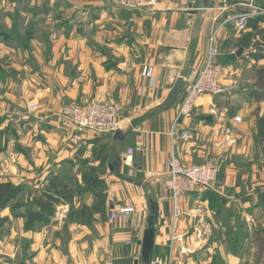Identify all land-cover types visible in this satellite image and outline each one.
Segmentation results:
<instances>
[{
	"label": "crops",
	"instance_id": "crops-1",
	"mask_svg": "<svg viewBox=\"0 0 264 264\" xmlns=\"http://www.w3.org/2000/svg\"><path fill=\"white\" fill-rule=\"evenodd\" d=\"M192 2L195 4L193 0H157V5L152 10H126L132 14L127 20L134 24V36H131L134 40L133 48L127 43L128 36L116 39L104 35L103 39L98 41L108 46L107 54L85 50L83 45L85 46L86 42L80 38L68 51L69 55L60 54V60L72 62L75 66L74 85L58 92L62 94L61 98H56L57 92L47 93L46 90L44 97L45 103L48 104L47 110L32 118L23 119L19 125L22 134L17 139L21 151L17 149L16 153L10 154L14 161L18 160L17 166L11 161L8 169L4 170L13 177L5 182L20 184L16 181L18 176H15L18 166L25 168L22 176L25 175L28 180L36 174L45 177L49 169L56 167L46 162L47 159L58 164V159L63 157L76 155L82 158L91 151H99L96 162L98 166L103 159L109 168L115 163L117 172L100 178L101 181H106L109 188L105 192V211L90 214L85 221L74 223V241L72 239L66 249L60 241H43L45 232L38 235L33 233L31 237L37 245L31 247L33 255L28 261L21 263L15 258H0L1 263L102 264L112 261L114 264H136L138 261L141 264L140 242L152 216L151 202L159 205V218L150 264L168 260L174 234V211L172 192L165 187V182L173 156L184 166L206 164L214 156L219 157L221 161L217 180L222 191L197 190L182 200L181 208L184 214L177 220L175 229V235L184 238L182 245H196L192 233L193 224L198 220L191 216L196 213V208L199 207L203 211L208 207V193L218 194L228 205L234 203L246 210L264 208V134L261 135L262 138L259 137L258 125L254 121L256 119L250 118L254 109L253 116L264 117V102H256L252 96L251 91L255 86L246 89L239 85L238 89L225 96L201 97L196 102L192 115L179 120V104L186 97V90L181 98L179 97V104L166 111L162 108L186 62L190 64V71L201 68L207 57L211 33L217 29L219 41V38H223L225 29L235 30L227 20L235 17L238 8L244 6V0L210 2L209 9L202 15L204 19L200 28L198 27L201 40L195 43L192 28L197 16L187 11L191 9ZM105 5V0H74V13L82 11L83 14H89L91 11H101ZM120 29L123 31L122 26ZM235 32L238 35L236 39H241L249 34L250 30ZM71 45L69 41V47ZM147 65L152 66L153 76L152 79L145 80L142 74ZM231 69L234 70L232 67ZM231 69L226 67L224 70L225 84L245 81L241 82L238 78L241 76L239 69L229 73L232 72ZM64 73L63 64L55 74L65 77ZM240 91L248 97L241 108L235 104L240 97ZM66 95L73 99L74 103L85 96L122 104L124 110L120 118L121 129L108 136H85L83 142L76 143L72 139L75 133L73 126L62 118L59 112L60 101L66 100ZM0 107L3 109L1 103ZM43 114H46V118L41 117ZM236 117H241L243 123L236 124L233 120ZM232 124L237 130L232 139H236L238 145L224 147L228 137L224 129ZM185 132L190 133V139L187 141L181 139ZM139 148L141 149L138 150ZM130 150H134L132 155L128 153ZM25 154H28L30 159ZM256 156L259 160H255ZM128 179L140 181L142 185L130 183ZM23 183L32 185L29 181ZM40 186L43 187V183L39 181L37 187ZM77 204L80 202L75 201L74 205ZM127 206L134 207L136 212L128 218L118 216L116 220H110L112 214ZM246 214V218L250 217ZM210 215V212L205 214L204 211L200 217L201 225L206 222L202 229L205 227L207 231L216 226V218L208 222L207 217L210 219ZM209 241L202 243L203 251L185 256L184 264H207L206 261L200 262L202 253L217 249L222 251L223 245L215 242L210 244ZM177 249L179 250V247ZM10 253L15 254L11 251ZM177 253L176 250L173 254L175 261L180 257ZM226 260L229 264H240L241 258L229 255Z\"/></svg>",
	"mask_w": 264,
	"mask_h": 264
},
{
	"label": "rangeland",
	"instance_id": "rangeland-1",
	"mask_svg": "<svg viewBox=\"0 0 264 264\" xmlns=\"http://www.w3.org/2000/svg\"><path fill=\"white\" fill-rule=\"evenodd\" d=\"M105 3V8L101 11L95 10L89 14H83L82 11L74 13V0H0V103L3 106V109L0 107V132L4 149L0 156V180L2 182L13 178L4 170L8 169L11 161L17 166L18 160L15 159L14 161L10 154L16 153L17 149L21 151L17 139L22 134L19 125L22 124L23 119L32 118L41 111L47 110L48 104L45 103L44 94L50 91L58 93L62 89H68L74 85V79H76L75 66L72 62L60 60V54L69 55L68 51L74 47L78 38L86 42L85 46L82 42L85 50L107 54L109 53L108 46L98 41L103 39L104 35L116 39L127 38L128 36L127 43L133 48L134 40L131 39V36H134L132 31L134 24L127 20L131 18L132 14L126 10L122 12L124 10L116 8L110 0H105ZM195 9L196 5L192 2L191 9L187 11L192 12ZM103 10L105 12H102ZM245 13H256L253 21L261 18L260 26L264 30V0H244V6L239 7L234 16ZM203 19L204 16H197L194 22L192 32L195 43L201 40L199 28ZM122 21L127 23L122 24ZM121 26L123 31L120 29ZM235 30L232 28L225 29L223 38L217 40L219 56L216 61L222 64L224 70L226 67L228 69L232 67L234 70L239 69L241 76H237L241 82L243 80L252 82L240 83L238 80L237 83L248 89V87L258 85L257 73L260 68L264 67V35L256 37L249 43V35L236 39L238 35ZM236 31L243 33L245 30ZM251 31L250 29V33H252ZM69 41H71V47H69ZM240 45H244L245 48H241ZM237 48L238 51H236ZM195 49L197 50V48ZM241 49L244 52L242 50V54L237 56ZM59 61L61 62L59 63ZM63 64L65 77H60L55 72ZM234 70L229 73H234ZM63 72L62 70L61 74ZM184 92L185 87L181 95ZM60 95L62 94H56V98H61ZM243 95L240 91V97L235 103L240 108L248 98ZM82 98L85 96L79 99ZM180 98L172 107L179 104ZM81 101L74 103V100L66 95V100L60 101V114L64 106L75 105ZM256 102H264V99L256 100ZM31 105H36L37 111L29 112L28 108ZM253 113H255V109L250 118L257 120L254 121L260 132L259 122L264 117L259 118L257 116V119ZM41 117L46 118V114L41 115ZM242 123L243 119L241 123L236 124ZM228 127L232 128L233 136L237 134L233 124ZM259 137L262 138L261 135ZM236 145H238L237 140ZM98 152L92 153L91 151L82 158H78L76 155L63 157L58 159V164L47 159L46 162L52 163V166L55 165L56 167L49 169L50 171L46 172L45 177L36 174L29 180L25 175L22 176V171L25 168L18 166L15 176H18L16 181L20 183L23 191L5 210H0V258L11 260L15 258L21 263L28 261L33 255L31 247L37 245L35 239L31 237L33 233L38 235L45 232L46 237L43 238V241L45 239H49L52 243L60 241L64 249L71 244L74 238V223L83 222L88 215L99 213L103 209L104 201L101 196L105 195L109 188L105 183L106 181H101L100 178L104 175L111 176L117 172L115 163L110 168L107 162H103L99 166L96 164ZM25 155L30 159L28 154ZM262 162L264 165V161ZM53 178H56V185L64 184L66 186L67 198L73 199V203L61 202L52 207L51 210L48 208L45 212H40L34 199L39 196V192H43L50 186ZM38 180L43 183V187H37ZM27 181L31 182L32 185L23 183ZM89 181L102 183H97V187L89 190L91 189L87 186ZM207 197L209 205L203 211L201 210V213L205 211V214H208L210 212L211 218L207 217V220L210 222L211 219L216 218V226L207 231L205 227L202 229L205 221L201 225L199 224L200 218H198L197 223L203 230L205 240H210V244L215 242L223 245V247L221 248L222 251L217 249L202 253L200 262L229 264L226 258L232 255L241 258L240 264H264V208L258 207L254 211V209L246 210L234 203L228 205L220 195L215 193H208ZM75 201L80 202L76 205H80L79 208L74 205ZM52 211L53 215L50 216L49 213ZM34 214L42 217V221L30 223L31 215ZM244 214L250 217L246 218ZM250 226L252 227L251 230ZM64 249L62 250L65 251ZM10 251L15 254L12 255ZM185 256L178 257L176 264H184ZM0 264L3 263L0 261Z\"/></svg>",
	"mask_w": 264,
	"mask_h": 264
},
{
	"label": "built area",
	"instance_id": "built-area-1",
	"mask_svg": "<svg viewBox=\"0 0 264 264\" xmlns=\"http://www.w3.org/2000/svg\"><path fill=\"white\" fill-rule=\"evenodd\" d=\"M110 2L116 8L133 12L152 10L157 5V0H110ZM255 15L256 13H245L228 19L227 23H231L236 30L243 31L246 28L247 21ZM217 40L218 30L216 29L210 35L208 53L203 66L199 69L191 70L185 80L186 97L179 107L178 120L190 117L196 107V102L201 97L225 96L239 87L237 81L232 82L231 85L224 83V69L221 64L216 61V58L219 56ZM142 76L145 80L152 79V66H145ZM37 109L36 105H31L28 108L29 112H35ZM123 110L124 108L120 103L84 98L78 104L64 106L60 116L73 126L75 130L73 141L81 143L85 136H108L120 130V118ZM233 120L235 123L242 122L240 117H236ZM225 134L228 137L223 146H234L236 140L232 139V128H226ZM181 139L183 141L189 140L190 133H183ZM140 149L141 148L138 150ZM128 153L132 155L134 150H130ZM169 165L170 170L165 182V187L172 192L174 211V234L172 235L171 254L168 260H159L152 264H176L175 257H173L176 250L178 251L177 255H180V257L203 251L204 245H202V243L205 241L204 233L197 222L193 224L194 229L192 233L196 245L186 247L181 244L184 238L175 235L176 222L184 214L181 208L182 200L184 197L196 193L197 190L203 192L222 191V187L218 185L217 180L220 171V158L217 156L211 157L206 164L189 166L182 165L181 162L173 156L170 159ZM135 212L136 209L132 206L123 207L115 214H112L110 220L114 221L118 216L128 218ZM195 212L196 213L192 214L191 217L194 219L200 218L201 208H196ZM178 247L179 250L177 249ZM102 264L114 263L112 261H107Z\"/></svg>",
	"mask_w": 264,
	"mask_h": 264
},
{
	"label": "trees",
	"instance_id": "trees-1",
	"mask_svg": "<svg viewBox=\"0 0 264 264\" xmlns=\"http://www.w3.org/2000/svg\"><path fill=\"white\" fill-rule=\"evenodd\" d=\"M254 18H251L247 21L246 28L244 29L245 31L247 30H252L249 35V43H251V40H254L256 37L264 35V30L261 28V23L262 19L258 18L257 20L253 21ZM250 23V24H248ZM249 26V28H247ZM243 30V31H244ZM241 48H245L244 45H240ZM261 59V58H260ZM258 59V60H260ZM258 85L255 86V89L251 91L252 96L257 100L261 101L264 99V67L260 68L258 70ZM260 125V135L264 134V119L259 122ZM4 152V149L2 147V135L0 132V156ZM102 159V158H101ZM102 163L104 160H101ZM101 163V164H102ZM0 174H1V169H0ZM56 178L52 179V182H50V186L45 189L43 192L39 193V196H37L34 201L36 207L40 210V212H45L46 210H51L52 207L57 206L59 203H67V204H72L73 199L70 200L67 198V194L65 191L66 186L64 184L61 186L55 184ZM85 184L87 182H84ZM92 183V184H90ZM97 183H102L100 181H95V182H88L87 186L90 187L92 190L95 187H97ZM104 183V182H103ZM23 191V188L21 185H15L11 182H2L0 180V210H5L9 204L14 201L17 196ZM102 200L104 201L103 203L105 204V195H102ZM103 204V209H101L99 212L103 213L105 211V206ZM49 205V206H48ZM49 215H53V211L49 213ZM31 220L30 223H37L42 221V217H40L38 214L31 215Z\"/></svg>",
	"mask_w": 264,
	"mask_h": 264
},
{
	"label": "water",
	"instance_id": "water-1",
	"mask_svg": "<svg viewBox=\"0 0 264 264\" xmlns=\"http://www.w3.org/2000/svg\"><path fill=\"white\" fill-rule=\"evenodd\" d=\"M215 0H195L196 9L193 10L191 13L195 16H202L206 10L209 9L210 2ZM242 54V50L238 52V56ZM190 71V64L186 62L183 67V70L180 74V77L177 79L174 87L172 88L170 94L168 95L167 99L163 103V110H169L172 106L176 103L179 96L181 95L184 87H185V80ZM255 160H259L258 156H256ZM130 183H134L138 186L142 185V182L128 179ZM151 218L149 221V226L144 232V236L140 245L142 247V256H141V264H150L151 260V253L155 245V237H156V226L158 223L159 218V205L156 202H151ZM136 264H139L137 261Z\"/></svg>",
	"mask_w": 264,
	"mask_h": 264
}]
</instances>
